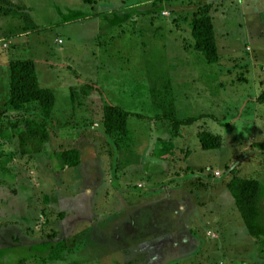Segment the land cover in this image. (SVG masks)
<instances>
[{"label":"rangeland","instance_id":"obj_1","mask_svg":"<svg viewBox=\"0 0 264 264\" xmlns=\"http://www.w3.org/2000/svg\"><path fill=\"white\" fill-rule=\"evenodd\" d=\"M256 1L0 0V264H264V237L249 235L227 188L234 177L258 179L264 223ZM203 5L216 64L191 35ZM8 56L37 60L40 85L55 93L40 154L19 153V132L43 113L8 104ZM108 104L133 113L119 140L104 130ZM165 113L205 117L175 136L170 120L156 119ZM201 130L222 146L201 149ZM65 148L79 149L77 166L56 157ZM156 210L174 220L157 225Z\"/></svg>","mask_w":264,"mask_h":264},{"label":"trees","instance_id":"obj_2","mask_svg":"<svg viewBox=\"0 0 264 264\" xmlns=\"http://www.w3.org/2000/svg\"><path fill=\"white\" fill-rule=\"evenodd\" d=\"M92 3V0H83ZM209 5L200 6L190 22L194 48L202 54L208 64H216L219 60L216 34L213 19L209 14ZM9 70V97L8 104L14 109L28 105H36L43 115L40 120H27L18 134L19 153L23 156H32L44 151L51 138V132L46 118L51 117L55 106V93L49 88L40 85L35 61L31 58H16L8 63ZM257 101L264 104V90L257 97ZM133 113L118 105L108 104L103 108V126L106 133L124 137L128 133V118ZM135 116L144 118L143 115ZM204 115L179 118L171 113L157 116L156 119H168L172 123L175 136L182 126L192 125ZM200 147L203 150H215L222 146V139L207 130L198 133ZM264 149V143L260 144ZM64 168L77 166L81 162L79 149L65 148L56 153ZM234 206L237 209L249 235L254 238L264 237V223L260 221L259 202L262 197V184L256 178L234 177L227 183Z\"/></svg>","mask_w":264,"mask_h":264},{"label":"crops","instance_id":"obj_3","mask_svg":"<svg viewBox=\"0 0 264 264\" xmlns=\"http://www.w3.org/2000/svg\"><path fill=\"white\" fill-rule=\"evenodd\" d=\"M11 2H14L15 0H10ZM12 4V3H11ZM24 4V3H23ZM247 4V3H246ZM256 4H263V7H262V9L261 10H264V2H260V0L259 1H256ZM256 4H254V6L256 5ZM13 5V4H12ZM4 17H10L11 19H14L15 17H14V15L12 14V13H10L9 14V16L8 15H5ZM7 33H11V31H9V32H7ZM5 58H9L10 60H12V59H16V58H13V56H8V57H5ZM35 61V64L37 65V60H34ZM9 63V62H8ZM8 63H7V67H8ZM4 63H2V58L0 57V65H3ZM7 69V68H6ZM8 88H9V84H8ZM157 161V160H156ZM153 162V161H152ZM157 163V162H156ZM159 164L160 163H158L157 164V166H159ZM161 165V164H160ZM262 198V197H261ZM260 203V202H259ZM162 211V210H161ZM163 212V211H162ZM157 213H158V210H156V214H155V216H156V224L157 225H160L161 224V222H162V224H164V222L165 223H168V222H172V218H173V220H174V217L171 215V212L170 213H162V214H159V215H157ZM146 214H148L149 216L151 215V213H150V209H149V211L148 212H146ZM159 216V217H158ZM158 218H161L162 220H160V222H159V220H158ZM165 218H166V220H165ZM180 220V219H179ZM178 220V221H179ZM173 228V227H172ZM180 231H181V229H179V228H173V229H170V231H168L169 233H173V232H175V234H179L180 233ZM168 236V235H167ZM165 243H167V241H162V243H160V244H165Z\"/></svg>","mask_w":264,"mask_h":264}]
</instances>
